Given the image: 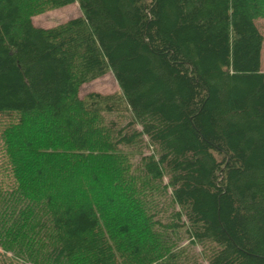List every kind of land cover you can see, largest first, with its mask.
<instances>
[{
    "label": "trees",
    "instance_id": "1",
    "mask_svg": "<svg viewBox=\"0 0 264 264\" xmlns=\"http://www.w3.org/2000/svg\"><path fill=\"white\" fill-rule=\"evenodd\" d=\"M257 18L264 0H0V264H264ZM109 72L118 93L79 98Z\"/></svg>",
    "mask_w": 264,
    "mask_h": 264
},
{
    "label": "rangeland",
    "instance_id": "2",
    "mask_svg": "<svg viewBox=\"0 0 264 264\" xmlns=\"http://www.w3.org/2000/svg\"><path fill=\"white\" fill-rule=\"evenodd\" d=\"M81 15L82 14H81V11L78 5L74 3V4L68 5L63 8L51 10L49 12L33 16L32 24L38 28L48 29V28L55 27L59 24L65 23L68 20L80 17ZM255 24L263 37V44H262V49H261V71L264 72V18H257L255 20ZM119 91H120L119 86L113 74L109 72L105 74L104 76H102L101 78H98L90 83L83 84L79 89V98L83 99L90 93H99L101 95H111V94L118 93ZM0 124H1L0 126V132H1L3 120H2V123ZM3 150H4L3 142L1 139V133H0V155L1 156L3 155ZM143 152L144 154L147 155L148 150L146 149V151L144 150ZM158 204L161 205L163 204V202L159 201ZM195 251H198V250L196 249ZM0 253H2L1 250H0ZM189 254H192V253H189ZM1 260H2V257L0 256V261ZM192 263L193 262H190L189 264H192Z\"/></svg>",
    "mask_w": 264,
    "mask_h": 264
}]
</instances>
